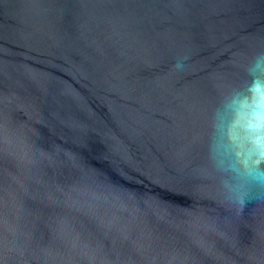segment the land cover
<instances>
[{
    "label": "water",
    "instance_id": "1",
    "mask_svg": "<svg viewBox=\"0 0 264 264\" xmlns=\"http://www.w3.org/2000/svg\"><path fill=\"white\" fill-rule=\"evenodd\" d=\"M0 264H264V0H0Z\"/></svg>",
    "mask_w": 264,
    "mask_h": 264
}]
</instances>
